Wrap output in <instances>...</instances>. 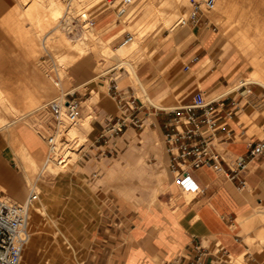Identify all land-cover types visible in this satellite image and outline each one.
I'll return each mask as SVG.
<instances>
[{"label": "crops", "instance_id": "1", "mask_svg": "<svg viewBox=\"0 0 264 264\" xmlns=\"http://www.w3.org/2000/svg\"><path fill=\"white\" fill-rule=\"evenodd\" d=\"M203 15L198 21H190L179 27L173 35L164 32V35L157 37L161 32L158 31L149 40L148 47L153 52L140 60L136 73L140 80L138 83L149 95L150 104H154L151 108L144 105L132 84L116 78L110 80L107 93H99L94 105L95 112L104 121L109 116H116L120 108L115 95L119 91L123 97L136 98L138 117L143 124L147 119L151 127L150 129L146 125L143 147L158 152L160 167L157 169L155 166H147L142 158L135 156L133 148L130 149L123 156L124 161L118 164L130 168V178H124L116 184L126 197L142 195L148 186L141 180L156 178L159 184L150 194V199L159 198L163 179L170 178L168 167L171 154L166 134L171 131L170 125L175 123L173 109L183 106L178 105L179 102L190 103L199 92L204 94L207 101H216L214 105L223 111L219 128L211 137L223 157L221 168L205 165L192 171L204 190L194 195L190 202L181 199L182 195L171 178V196L166 200V205H157L144 215L138 207L132 214L127 243L121 257L118 243L113 240L105 244L109 247L106 250L98 247L102 243H92L94 253L88 259L89 264H190L200 253L198 264H239L237 258L242 256L243 259L246 254L244 251L248 245L251 246L247 238L255 237L257 231L264 228V225L259 227L260 222L257 221L245 222L246 224L239 221V217L264 207V156L252 161L247 169L232 177L235 158L246 155L254 143L262 140L258 133L252 132L251 126L243 125L238 118L251 105L258 108L261 114L255 117L264 132V93L249 94L248 97L244 95L246 88H249L248 84L253 85L254 88H250L253 92L258 88L256 85L261 84L244 82L238 85L240 78L246 73L239 58H242L241 53L222 33L217 35V28ZM218 18L219 16L216 17L217 20ZM254 70L264 72L258 60H254ZM111 71H115V68ZM69 75L75 82L73 84L79 83L78 88L94 82H90L94 75L89 62L83 58L70 66ZM98 86H105V83ZM237 87L235 93L231 94ZM215 94L218 96L212 98ZM229 111L233 114L226 116ZM194 112L201 115L203 109H196ZM17 131L29 150L35 152L42 147V141L23 134L20 128ZM155 132L162 141V154ZM98 133L96 142L100 138V132ZM3 135L0 136V185L5 190H1L7 195L21 196L24 193L23 174L18 173L14 167L13 164L20 165L15 160L6 134ZM154 139H157L155 143ZM102 146L104 145L100 144L96 147L99 149ZM116 172L115 167L106 170L108 177H114ZM46 188H49V192H43L42 198L48 206L44 197L51 199L56 196L52 187ZM176 195L180 198L172 205L171 200ZM252 229L255 230L254 233L250 232ZM65 236L68 243H71V236ZM41 251L46 252L43 255L46 262L52 261L47 248ZM220 251L226 253L227 259L218 254Z\"/></svg>", "mask_w": 264, "mask_h": 264}, {"label": "rangeland", "instance_id": "2", "mask_svg": "<svg viewBox=\"0 0 264 264\" xmlns=\"http://www.w3.org/2000/svg\"><path fill=\"white\" fill-rule=\"evenodd\" d=\"M88 1V4L91 3V8L89 9V16L92 20L91 26L99 27L101 31L99 33L100 37H106L108 33H110V29L108 30L106 28V22H108L107 24L115 34L113 40L109 43V48L113 50L112 52H115L116 48L126 40H129L137 29H140V32L144 31L147 33V39L145 41L147 45L151 37L158 31L161 32L157 34V37L165 33H171V35H173L176 29L183 26L181 25L182 22H180L181 19L187 20L194 4L203 0H163L162 6L166 10L165 14L172 17L171 23L167 27H164V25L160 23L157 30L156 28L152 29V27L155 26L156 19L159 15L156 6L150 3V0L144 1V3L148 1V10L145 13L142 12L134 16L131 20L130 18H125V15L130 9L137 5L139 0H134V2L128 6L129 9L127 8V12L124 15L116 14L117 10L123 4V0H91L93 2L87 0V2ZM83 2L86 4V0ZM0 3H2V1ZM3 5L4 4H0V66L2 67L1 70H9L8 72L12 73V76L11 79L3 82L2 86L4 89H11L10 92L13 91V93L11 92V97L18 106L20 105L22 107L23 97H26V95L23 96V93L26 94L28 91L27 88L30 85H32L30 86L31 88L36 85L35 83H37L40 78L31 79L33 74L32 72L31 74L28 73L32 70L29 68L30 63L28 62L29 57L26 53L27 50L20 43L18 38H16V33L18 31L15 29V23L13 18L8 15L9 9H5ZM184 7L189 9L187 12L188 14H185L183 11ZM203 16H207L213 27L217 28V35L222 33L224 37L233 44L234 48L241 53L242 58L240 56L239 58L246 73L244 77L240 78L238 82L239 86L248 81L246 76L250 74L251 70H254V60L261 62L264 68V0H215L214 8L206 11ZM217 16H219L218 20L216 19ZM61 20H63L62 22H66V20L64 21L62 18ZM70 23L76 26V29H74L75 32L77 30L76 33L82 32L75 19H72ZM127 23L131 26L130 28H128ZM36 24V20L32 24L29 19H25L23 21V28L26 31L31 29L28 35L32 34L31 36H36V34H40L44 36V31L38 28L35 29L34 26ZM188 26H190V24H188ZM66 28L67 27L62 28L64 32H67ZM235 49L232 51H235ZM42 55L44 56L42 57ZM42 55L34 58L33 61V63L36 64L38 73H41L42 76L44 74L43 77L46 76L45 78L47 80L50 78L53 83L54 80H58L59 82V72L65 68H58L52 57L46 52L43 51ZM106 55L107 54L103 56L99 53H90L83 58V60H88L94 77L100 75L94 82L81 85L78 88L77 86L79 83L73 84L75 82L69 75V67L63 70L68 76H63L64 78L61 82L63 89L61 91L62 93L59 91L60 93L57 92L58 95H56L57 93L54 94L55 92H53L50 94L51 96L48 95L46 96L47 98H43L44 100L41 99L37 105L32 107V111L34 112L35 110V112H32L33 114L31 113L26 118H18L14 115L15 119L14 116L6 113L7 115H11V117L9 116L8 118V120H10L7 121L9 123L6 122L10 128L14 127L16 124L15 127L17 129L21 128V126H28L32 129L34 128V131L37 129L35 132H38V134L40 132V135L44 133L45 135H43L47 136L51 132L50 126L53 123L49 103L55 99L54 97L59 98L61 95L60 97L64 99L65 97L63 94L75 88V91L72 92L73 96L71 97H76L81 105L80 117L77 123L73 125L76 134L80 136L81 140L78 142V145L76 144L77 150L73 151L71 154V162L64 167V171H62L59 176L57 175V171H55L56 173H51L48 169L41 170L43 164V162H41L40 166L33 174L32 180H28L26 175H24V170L17 164H13L17 172L23 174L24 178L22 190L24 193L21 196L9 195L14 201L25 202L33 184L37 185L39 188L52 187L53 193L56 196L51 199L44 197V199L48 201L49 216L41 214V212L39 214V212H36V210L32 208L30 213V218L32 220H30L29 223L30 240L25 245L20 264H89L88 259L94 253V246L91 244L102 243V246L100 245L98 247H102L106 250L109 249V247L105 244L110 243L111 240L118 243V253L121 257L127 243L130 218L134 211L139 207L140 213L144 215L148 211L154 210V207L157 205L160 207L166 205V200L171 196L170 182L173 176L169 167L170 178L163 179L159 198L150 199V194L159 184L156 178L152 180L142 179L141 182L147 185L148 188L145 189L142 195H134L131 198L126 197L116 187L118 181L124 178H130V168L118 165L124 161L123 156L130 152V149L133 148L135 156L142 158L144 164L147 166H155L159 169L160 163L157 151L145 149L143 147L142 140L144 138L143 133L146 125L151 129L147 119L143 126L140 127L134 125L130 117V123H128L127 128L128 131L113 134V132L109 131V128L112 126L113 122L117 120L121 110L119 109L116 116H109L105 118L104 121V118H101L95 112L96 104L94 105L90 101H86L91 95L107 93L110 80L116 78L118 81L125 80L126 83L132 84L137 90V95L141 97L147 108L153 106L148 100L149 95L142 89L135 74L129 70L126 63L124 64L121 62V60H127L128 58L133 59L131 58L132 56L129 57V55H124L123 59L118 60L114 56L111 57L110 55ZM147 55L145 51L141 53L138 58L134 59L135 65L137 66L140 60ZM99 62L102 63V68L104 70L100 73L97 69V71L95 70ZM114 68L115 71H111ZM102 73L104 74L103 76ZM27 77L29 79H27ZM104 83L106 86H98ZM27 84L28 86H26ZM256 86L258 87L256 91H245L244 95L248 97L249 94L264 93L263 86ZM238 87L230 93L234 94ZM247 87L254 88L252 84H248ZM217 96L218 95L215 94L212 98ZM49 97L51 98L48 99ZM45 103H48L44 108V111L45 109L46 111L42 118H40L38 114L41 113V110L37 112V109L45 105ZM184 104L185 101L179 102L178 105ZM134 105L138 107V103ZM25 109L27 111L30 108ZM36 114L39 117V121L32 120L34 118L31 119V116L34 117ZM258 114H261L258 108L251 105L244 115L238 118V121L245 126H251L252 132L258 133L264 141V132H262L260 124L255 117V115ZM262 114L264 115V112ZM29 117L32 121L29 120ZM27 120H29V123H27ZM33 121L34 123H32ZM87 121L89 122L88 124H86ZM5 130L6 129L0 130V136L5 134ZM72 130L73 129H71V132ZM98 132H100V138L96 142L99 134ZM155 134L156 138H159L160 153L162 154V141L156 132ZM42 140L44 142L45 138ZM156 140L154 139L153 143H155ZM100 144L104 146L97 149L96 146ZM47 152L48 147L46 145V148H44L45 156ZM47 156H49V152ZM112 167L116 168V175L114 177H108L106 170ZM136 178H138L137 175ZM176 187L178 188L177 185ZM1 188L3 187L0 185V189ZM116 191L121 194L118 195ZM178 191L180 195H183L184 191H181L179 188ZM37 193H39V198L43 197L42 189H38ZM179 198L178 195L174 196V200H171V204L173 205ZM168 219L170 221L172 220L170 217H168ZM257 222H260L258 225L259 227L264 225V219L258 220ZM250 232L254 233L255 230L252 229ZM65 235L71 236V243H68ZM247 242L250 243L251 246L248 245L247 250L244 251L246 254L239 264H264V239L256 237L253 242ZM46 248L52 256V261L50 262H46L43 259L44 252L42 253L41 250ZM218 248L221 249V247ZM218 254L223 259H227V255L224 251H220ZM232 264L236 263L232 262Z\"/></svg>", "mask_w": 264, "mask_h": 264}, {"label": "bare ground", "instance_id": "3", "mask_svg": "<svg viewBox=\"0 0 264 264\" xmlns=\"http://www.w3.org/2000/svg\"><path fill=\"white\" fill-rule=\"evenodd\" d=\"M1 1L2 3L0 4H4L3 6H5V9L7 8L9 9L8 15L13 18V21L16 26L15 29L18 31L16 33V38H18L20 43L27 50L26 53H27V56L29 57L28 62L30 63L29 68H31L32 71L30 72L26 71V72L30 74L32 72L33 75L31 79L33 78L34 79L40 78V79L38 80L37 83H35L36 85H34L32 88L30 87L32 85H30L27 88L28 91L26 94L23 93V96L26 95V97L21 96L23 97V102H22L23 105L21 104L22 107L20 105L19 107L17 103L14 102L13 98L11 97V92L13 93V91L10 92L11 89L7 90V89H4V87L2 86L3 82L11 79L12 73L8 72L9 70L8 71L3 70V69L1 70L2 67L0 66V130L6 129L5 130L6 138H8L7 140L12 148L13 154L15 156V160L23 168L25 172L24 175H26L28 180H32L33 174L36 172L41 162H43L41 170L48 169L51 173L57 171V175H59L60 173H62V171H64V167H62L56 161V158H53L52 156H47L49 151L47 152L46 156L44 154V148H46L47 142L46 140H44L43 142L42 139L45 138L44 136L45 134L43 133L44 135L43 134L40 135V132L39 134L38 132H35L37 129L34 131L33 130L34 128L32 129L31 127H28V126H21L20 129H21V132H23V134L25 133V134L31 135L35 137L36 139H38L39 141H42L41 142L42 147L40 149H37L35 152H33L27 148L25 143L19 137L17 133L18 132L17 128L15 127L17 124L11 128L9 125H7V123H9L7 121L10 120V119L8 120L9 116L11 117V115L12 116L15 115L18 118H26L33 112L32 107L37 105L41 101V99L45 98L48 95L51 96L50 94L53 92H55L54 94H56L59 91L61 92L63 90L61 86L62 79L64 78L63 76H68L67 73L63 70L68 69L70 66L74 65L76 62L86 57L90 53H99L103 56L104 54H107L106 56L108 55H110L111 57L114 56L118 60L123 59L124 55H127V56L129 55V57L132 56L131 58L133 59L128 58L127 60H121V62L124 64L125 63L127 64L129 70H131L135 74V77L140 82L139 78L137 77V73H136L137 66L135 65L134 59L138 58V56H140L141 53H143L144 51L148 55H151L153 51L152 49L148 47L147 43L145 42L147 39V33L144 31L140 32V29H137L134 32V35L129 40H126L124 43L119 45L116 48L115 52H112L113 50L109 48L110 46L109 43L113 40L115 34L113 33L110 26L107 24L108 22H106V28L108 30L110 29L109 30L110 33H108L106 37H100L99 33L101 31L99 30V27L91 26L92 20L90 19V16H89V9L91 8V5H90L91 3L88 4L89 1L87 2V0H86V4L83 2L85 0L83 1L82 0H0V2ZM144 1L145 0H139L137 2V5H135L132 9L128 11V13L125 15V18L127 19L130 18L131 20L134 16H137L142 12L145 13L148 10V1L145 3ZM133 2L134 0H132L130 5ZM150 3H153V5L156 6V10L159 15L158 18L156 19L155 26H153L152 29L156 28L157 30L159 28L160 23H162L164 27H167L171 23L172 17L165 14L166 10L162 6L163 0H150ZM188 10L189 9L186 7L183 8V11L185 12V14H188L187 13ZM61 18L64 19V21L66 20V22H62L63 20H61ZM25 19L26 20L29 19L30 23L32 24L36 20L37 24L34 27L35 29L38 28L41 31H44V36L40 34H36V36H31L32 34L28 35L31 29L26 31L23 28V21ZM72 19H75V21L78 22V25L80 26L82 32L76 33L77 30L76 32L74 31V29H76V26H73L70 23ZM180 22H182L181 25L188 23L186 22L185 19H181ZM63 27H67L66 28L67 32L63 31L62 29ZM130 27L131 26H129L128 24V28ZM43 51L52 57L55 65L58 68L60 69L62 67L65 68V69H62L61 72H59V82L58 80L57 81L54 80V83H53L50 78L47 77L49 79L47 80L45 78L46 76L43 77L44 74L42 76L41 73H38L36 64L33 63V61H34V58L38 57L39 55H42ZM43 56L44 55H42V57ZM96 69L99 71V73L104 71L102 68L101 62L97 64V68H95V70ZM30 74H29V78H30ZM103 75L104 74L102 73V76ZM99 76L98 75L95 76L93 79H91L90 82L95 81ZM29 78L27 77V79ZM31 79H30V82H31ZM246 79L248 81L245 83L259 82V84H261L260 86L264 87V72L263 71L253 70L250 72V74L248 75ZM28 84L26 86H28ZM73 91H75V89L70 90L71 93ZM56 95H58V93ZM60 96L59 98L54 97L55 99H53L51 102L60 101L62 98ZM99 96L100 94H94L87 101H90L91 103L95 104ZM50 98L51 97H49L48 99ZM48 103H45V105H42L40 108L38 107L40 105L37 106L39 108L37 109V112L38 111L40 112L41 110V113L38 114L40 115V118H42L44 112L46 111V109L44 111V108L46 107ZM156 106L158 107L157 104ZM25 108L27 109L30 108V109L26 111ZM6 113L11 114V115H7ZM64 114L60 117V121L58 123L57 130H56V136L54 137V145H55L54 147L56 150L63 147L64 144H67L66 142H68L69 140L70 141L73 139H78L79 141L81 140L80 136L77 135L76 131L74 130V126H73L74 124L70 122V120ZM36 116L37 114L34 117L31 116V119L34 118L32 120L39 121V117L38 116L36 117ZM31 119L29 117V120ZM29 120H27L28 121L27 123H29ZM34 121L32 123H34ZM18 123H21V122H18ZM88 123L89 122L87 121L86 124ZM71 129H73L72 132H71ZM32 189H35L37 191L38 189H42L45 194L49 192V188H41V187L39 188L37 185H34V184L32 185L30 190ZM193 196H194V192L184 191L183 195L181 196V199L183 201L190 202ZM9 197L11 198V196ZM32 208L35 209L36 212H39V214L41 212V214H46L49 216L47 203L44 202L43 198H39V193H38L37 200H35L30 206V213H31ZM248 214L249 215H244V216L239 217V221L241 222V224L245 222L248 223L252 221L263 220L264 219V207H259V209H256V212L254 213L252 212ZM30 220L32 219L31 218L29 219V223H30ZM256 237L264 239V229H259L257 231V235L255 237H248L247 241L253 242V240ZM29 240L27 242H29ZM45 253L46 252H44L43 255H45ZM237 260L241 261L242 256L238 257Z\"/></svg>", "mask_w": 264, "mask_h": 264}, {"label": "built area", "instance_id": "4", "mask_svg": "<svg viewBox=\"0 0 264 264\" xmlns=\"http://www.w3.org/2000/svg\"><path fill=\"white\" fill-rule=\"evenodd\" d=\"M132 0H123V4L117 10L119 15H124ZM215 0H203L194 4V7L186 22H196L199 17L212 10ZM117 91V90H116ZM250 92V88H246ZM73 96V93L66 92L64 99L49 103L52 112L51 132L45 136L49 156L56 158V161L65 167L71 162V154L76 149L78 139L69 140L60 149H55L54 137L60 117L64 114L70 122L76 123L80 117V101ZM115 98L119 104L121 113L117 120L113 122L109 131L119 134L126 131L129 118H132L134 125L142 127V120L138 117L139 108L134 105L136 98H126L117 91ZM131 103V104H130ZM216 101H207L204 94L199 92L192 101L183 106L173 109L175 113L174 121L171 124V131L166 134L168 150L171 154L169 164L173 180L181 191L194 192L197 195L203 192V188L194 178L192 171L205 165L221 168V156L211 137L219 128L222 110L214 104ZM196 109H203L201 115H196ZM136 111H138L136 113ZM229 111L227 115H232ZM264 156V141L254 143L246 155H239L235 158L232 177L248 168L249 163ZM231 176V174H229ZM38 193L32 189L25 202L12 200L4 191L0 189V264H20L25 245L30 238L29 219L30 206L37 200ZM202 253L191 260L190 264H198Z\"/></svg>", "mask_w": 264, "mask_h": 264}]
</instances>
